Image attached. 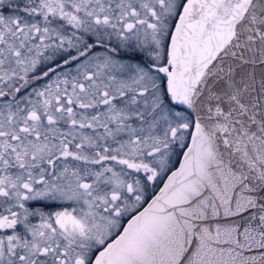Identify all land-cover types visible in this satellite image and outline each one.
<instances>
[{
	"label": "snow or ice",
	"instance_id": "1",
	"mask_svg": "<svg viewBox=\"0 0 264 264\" xmlns=\"http://www.w3.org/2000/svg\"><path fill=\"white\" fill-rule=\"evenodd\" d=\"M0 264H264V0H0Z\"/></svg>",
	"mask_w": 264,
	"mask_h": 264
}]
</instances>
